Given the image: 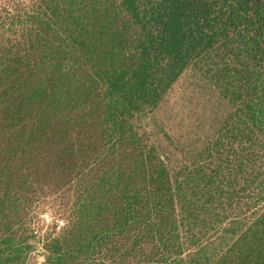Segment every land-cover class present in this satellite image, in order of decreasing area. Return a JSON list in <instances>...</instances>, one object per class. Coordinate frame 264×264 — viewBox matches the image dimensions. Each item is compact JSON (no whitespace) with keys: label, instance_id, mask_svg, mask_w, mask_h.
<instances>
[{"label":"trees","instance_id":"16d2710c","mask_svg":"<svg viewBox=\"0 0 264 264\" xmlns=\"http://www.w3.org/2000/svg\"><path fill=\"white\" fill-rule=\"evenodd\" d=\"M114 1L105 0L95 22L109 47L93 50L100 63L89 89L56 79L51 90L23 91L0 69L7 116L36 111L42 115L28 123L42 129L46 113L78 104L84 114L72 137L102 127L100 139L81 138L82 157L102 166L126 142L125 156L145 162L80 179L71 223L47 246L46 264H75L82 255V264H264V211L253 206L264 200V0H159L158 10L148 0ZM181 80L185 91L171 103ZM193 115L195 122L183 121ZM0 245V264H14L17 247Z\"/></svg>","mask_w":264,"mask_h":264},{"label":"rangeland","instance_id":"374dc122","mask_svg":"<svg viewBox=\"0 0 264 264\" xmlns=\"http://www.w3.org/2000/svg\"><path fill=\"white\" fill-rule=\"evenodd\" d=\"M155 1L159 0H148V8L152 9L157 4ZM164 3L175 7L181 5ZM104 8L105 0H0V69L8 71L4 79L15 80L18 89L23 91L36 87L51 90L50 84L56 79L62 80L61 87L70 86L77 92L89 89L92 82L88 81V74L100 63V53L93 50L101 44L100 39L107 37V33L99 34L95 23ZM106 18L109 22V17ZM88 22L89 28H84ZM162 27V23L154 22L155 29ZM149 31V34H156L155 30ZM108 47L109 43H105L99 52ZM185 88L183 80L174 86L171 103ZM185 108L194 114L190 107L186 105ZM180 112L183 117L187 115L182 109L177 110L179 115ZM25 113L26 117L21 114L7 116L0 110V243L6 241L17 247L13 250L11 263L46 264L47 246L62 236L64 228L71 223L76 191L84 187L80 179L89 176L86 184L93 177L102 175V170L113 167L133 171L136 165L142 170L145 162L134 157L133 165L125 156L127 147H131L126 142L117 147V152L108 154L102 166L94 163L93 159L82 157L81 138L94 136L100 139L102 127L96 124L80 139L72 137L81 128L79 122H82L84 114L78 104L73 109L61 108L46 113L48 125L42 129L37 123L35 127L38 129H32L28 123L35 124L42 114L37 115L38 112L30 110ZM195 117L189 116L183 121L195 122ZM70 126L72 130L65 132ZM140 149L136 146L135 153ZM159 154L165 157L164 151ZM87 193L91 191L85 187L82 194ZM104 195L102 193V197ZM87 198L94 202L91 195ZM98 200L95 197V202ZM102 202H105L103 198ZM253 206L255 211L261 208L260 212H263L262 197L256 199ZM83 211L81 207L80 212ZM223 227L231 229L228 225ZM209 230L227 239L233 238L221 230L211 227ZM15 252L21 253L22 258L15 260ZM86 261L82 255L74 262L82 264Z\"/></svg>","mask_w":264,"mask_h":264}]
</instances>
